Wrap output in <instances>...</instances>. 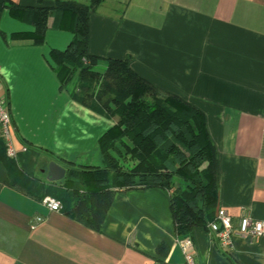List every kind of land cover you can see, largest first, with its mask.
<instances>
[{"label":"crops","instance_id":"1","mask_svg":"<svg viewBox=\"0 0 264 264\" xmlns=\"http://www.w3.org/2000/svg\"><path fill=\"white\" fill-rule=\"evenodd\" d=\"M51 25L52 17L36 46L12 38L30 25L8 11L0 18V97L17 150L7 157L0 137V264H183L170 191L113 187L107 206L105 191L85 194L97 229L67 214L80 202V190L64 183L68 170L98 167V141L114 122L61 87L49 52L66 49L73 36ZM88 25L91 56H129L140 77L204 114L217 153V207L233 228L242 216L264 220V0H104ZM50 162L66 169L59 182L47 179ZM45 193L62 195L58 212L42 204ZM186 237L196 264H264L262 240L235 236L224 249L200 227Z\"/></svg>","mask_w":264,"mask_h":264},{"label":"trees","instance_id":"2","mask_svg":"<svg viewBox=\"0 0 264 264\" xmlns=\"http://www.w3.org/2000/svg\"><path fill=\"white\" fill-rule=\"evenodd\" d=\"M42 1L29 7L0 0V18L8 11L11 17L30 25V33L14 34L12 38L28 39L36 46L45 42L50 17L52 28L71 33L73 38L66 49L49 52L58 81L62 88L72 84V100L114 122L98 141L104 166L80 170V175L68 170L64 183L73 192L80 190L76 196L80 202L67 214L97 229L96 219L89 215L81 199L85 194L105 191L107 206L110 188L160 187L171 190L178 237L191 236L194 228L207 229L218 208V170L216 148L208 135L204 114L140 77L131 69L129 56L112 59L88 53L89 13L104 0H90L88 4L56 0L49 7L42 6ZM100 60L105 65L103 70L97 68ZM119 144L123 150L118 149ZM111 151L130 166H119ZM49 195L61 202L60 193Z\"/></svg>","mask_w":264,"mask_h":264},{"label":"built area","instance_id":"3","mask_svg":"<svg viewBox=\"0 0 264 264\" xmlns=\"http://www.w3.org/2000/svg\"><path fill=\"white\" fill-rule=\"evenodd\" d=\"M12 119L7 107L6 100L0 97V137L5 145L7 157L14 158L17 150L13 145ZM25 149L24 147L22 148ZM171 194V190H170ZM42 204L50 211L58 212L61 208L60 202L52 196H44ZM207 230L212 232L219 245L230 248L233 245V237L240 236L248 240H262L264 247V220H254L249 216H242L236 228H233L231 216L223 209L217 208L214 218L207 224ZM178 245L184 259L183 264H196L194 243L190 237L178 238Z\"/></svg>","mask_w":264,"mask_h":264},{"label":"water","instance_id":"4","mask_svg":"<svg viewBox=\"0 0 264 264\" xmlns=\"http://www.w3.org/2000/svg\"><path fill=\"white\" fill-rule=\"evenodd\" d=\"M65 172V168L61 167L56 162H50L47 166V179L51 182H59L64 177Z\"/></svg>","mask_w":264,"mask_h":264},{"label":"rangeland","instance_id":"5","mask_svg":"<svg viewBox=\"0 0 264 264\" xmlns=\"http://www.w3.org/2000/svg\"><path fill=\"white\" fill-rule=\"evenodd\" d=\"M99 70H100V68H99ZM70 88L72 87V84L69 86ZM118 149H120V150H123V148H122V145H118ZM111 154H112V156L115 158V159H117L118 160V162H119V166H121L123 169H126L128 166H130V164H127V163H124L123 161H122V158H120L119 156H118V154H116L114 151H111ZM99 155H100V158H101V160H100V163H98V167H103L104 166V164H103V157H102V155H101V153L99 152ZM175 184L177 185L178 184V182H175ZM174 190V188L172 189V191Z\"/></svg>","mask_w":264,"mask_h":264}]
</instances>
